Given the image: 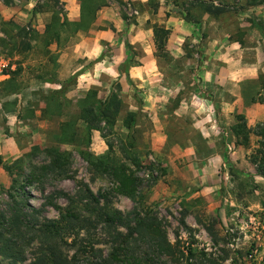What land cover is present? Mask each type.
Returning <instances> with one entry per match:
<instances>
[{
	"label": "rangeland",
	"instance_id": "374dc122",
	"mask_svg": "<svg viewBox=\"0 0 264 264\" xmlns=\"http://www.w3.org/2000/svg\"><path fill=\"white\" fill-rule=\"evenodd\" d=\"M81 1L0 0V221L11 241L7 248L0 242V264L34 263L46 252L43 246L53 243L39 238V225L60 221L56 206L66 210L70 200L77 201L86 189L127 223L156 219L180 264H192L190 250L206 264L210 260L264 264V179L249 162L251 150L236 147L232 132L238 115H244L251 128L264 123V36L251 24L255 18L264 24V0H200L225 11L219 18L195 0H97L108 7L97 13L88 30L79 31L77 25L63 21H79ZM185 11L202 22L201 29L185 21ZM79 13L78 20L69 18ZM55 17L60 23L46 33ZM98 17L105 25L96 26ZM169 17L181 19L187 32L177 44L171 30L172 41L163 57H156L154 47L155 79L138 85L102 78L103 85L88 91H78L79 73L58 79L57 60L80 40L79 35L91 39L95 31L115 33V43L99 41L103 52L89 68L112 58L111 44H130V54L139 63L144 49L141 42L133 45L131 36L140 34L146 48L149 41L155 46L153 26L167 28L161 22ZM117 23H124L122 32ZM251 72L257 77L245 80ZM57 91L64 92L70 103L63 105L60 116L53 105L45 115V97ZM90 91L98 92L101 100L117 95L122 101L114 130H94L87 144V125L77 121L76 142L63 144L62 123L77 120L79 102ZM129 113L137 114L132 131L135 148L127 141L124 126ZM56 152L68 160L52 169ZM88 154L93 160L126 165L140 183L135 199L121 194L117 180L89 163ZM233 170L249 181L234 180ZM80 209L79 219L72 220L76 231L86 226L87 219L95 226L87 225L80 237L58 240L64 257L71 259L84 250L80 264L108 258L114 229L127 234V228L120 225L122 221L111 228L98 224L101 220ZM62 225L69 226V220ZM134 249L156 264H175L154 253L153 243L139 241Z\"/></svg>",
	"mask_w": 264,
	"mask_h": 264
},
{
	"label": "trees",
	"instance_id": "16d2710c",
	"mask_svg": "<svg viewBox=\"0 0 264 264\" xmlns=\"http://www.w3.org/2000/svg\"><path fill=\"white\" fill-rule=\"evenodd\" d=\"M201 2L200 0H195V3ZM82 17L78 22H71L66 18L63 22L64 24H74L77 25L79 31L88 30L90 26L94 25L96 22L97 13L102 9L108 7L106 3H99L97 0H82L81 3ZM199 5L202 9L209 15L219 18L225 11L221 8H217L206 2H201ZM87 17V18H86ZM127 20V18L125 17ZM185 21L189 24H195L200 29L202 28V22L192 15L190 11H185ZM56 23H60V19L55 17L53 23L46 28V33H50ZM251 24L264 36V24L261 23L256 18L251 20ZM84 25V26H83ZM154 32V43L157 51L156 57H163L164 52H166L167 44L171 36V30L161 27L159 25L153 26ZM57 43L61 42V34L56 35ZM242 45L243 43L240 42ZM126 49L129 52V58L120 67L122 72L127 73L132 67H138L140 64L134 61V55L130 54L132 46L126 44ZM62 98V100H61ZM47 104V109H45L44 114L48 115L50 111V105L57 115H62V109L64 106H68L70 102L64 96V92L57 91L49 97H45L44 100ZM64 105V106H63ZM79 115L77 120L71 118L69 121L62 123L61 125V142L63 144H73L76 142L79 132L77 127V121H83L86 123L87 128L85 130L87 136V144L92 141V133L94 130L105 131L106 129L113 131L119 117L123 111L122 101L117 95H114L106 100H101L98 96V92L90 91L84 99L79 102ZM237 123L233 126L232 132L235 137V146L243 147L245 149L251 150L248 156L249 162L255 167L257 175L264 179V123L257 124L254 128H251L247 124L246 117L244 115H238L236 117ZM137 123V114L129 113L124 119V126L129 131L128 140L130 146L135 148V142L133 141L132 131ZM253 137L256 138V142L253 145ZM110 149L113 150V146L109 144ZM123 151L128 155L127 149L123 148ZM68 157L64 154L56 152V159L53 161L52 169L61 167L65 165ZM87 161L91 164L97 166V169L104 173L112 175L120 185L119 192L126 195L132 199H135V193L137 187L139 186L138 178L130 171L126 165L114 166L110 164L108 160L98 159L93 160L92 156L88 154ZM236 171H232L233 179H238V181L245 184L249 180L241 179ZM77 201L70 200V206L66 210L62 209L60 206H56V209L61 213L62 219L60 221H47L43 225H39V238L41 239H52L53 243L45 244L43 253L34 263L32 264H80V259L83 252H77L71 259L65 258L62 253V246L57 243L58 240L67 239L69 237L75 236L80 237V232L86 230L87 225L95 226V224H89L90 219L85 222L86 226L80 230L76 231V224L72 220L79 219V212L83 208L85 212L89 213V216H95L99 222L98 224H107V227H115L119 222L122 227L127 228V234L122 233L116 227L114 229L113 237V250L108 258L103 259L98 262H93L90 264H156V261L149 257L141 256L137 254V250L134 249L139 241L145 243H153L154 253H156L160 258H169L171 263L180 264L179 257L176 253L175 247L169 242L165 230L162 225L152 218H137L133 221L125 222L124 217L119 213L111 210L104 209L101 206V197L96 196L90 189L84 191V195L77 197ZM23 206H28L23 203ZM3 218V217H1ZM65 219L69 220V226H63L62 221ZM119 221V222H118ZM134 222V223H133ZM4 223L0 221V242H5V247L11 245V241L6 239L4 228ZM119 225V226H120ZM70 236H69V235ZM135 242V244H133ZM82 244V243H81ZM75 246L77 243H74ZM80 248V247H79ZM189 259L194 260L192 264H206L203 260H198L197 255L190 250ZM158 264V263H157ZM168 264V263H167ZM207 264H218L214 260L208 261ZM250 264H259L255 261H251Z\"/></svg>",
	"mask_w": 264,
	"mask_h": 264
},
{
	"label": "crops",
	"instance_id": "0c3cea01",
	"mask_svg": "<svg viewBox=\"0 0 264 264\" xmlns=\"http://www.w3.org/2000/svg\"><path fill=\"white\" fill-rule=\"evenodd\" d=\"M105 14H107V12H105ZM80 16L81 14L79 13L77 15H74L73 17L69 15V18L74 21L78 20ZM102 19V17H98L96 26L105 25ZM161 23L164 24L167 29L172 30L174 35L172 38L176 40L177 44L182 43V37L187 32L185 30L187 26L183 24L184 22L181 19L169 17L167 20H164ZM115 27L118 28L119 32H122V30L125 28V25L124 23H117ZM39 30L40 32L44 31L42 29ZM139 31L143 32L142 30ZM92 33L93 34L91 39L86 38V35H79L80 40H78L73 47L61 52V56L57 60V63L59 64V66H61V71L59 72L58 76V79L60 81H64L70 76L79 73L78 91H88L93 85H103L104 83L102 81V78H110L111 80L120 78L119 81L122 84H124V81L127 84V80H130L133 84L138 85L143 84L141 82H147V80L149 79H155L158 70L156 65L157 62L155 61L154 56L155 46L153 42H151L150 45L149 41L148 47L146 48L145 43L140 37V34L131 36L134 40L132 44L134 45V43L141 42V45L144 49L145 55H143V58L139 60L140 66L132 67L127 73L123 72L124 74H122L121 76L119 69L129 58V52L127 51L126 45L124 44H111L115 52L112 58L109 61L96 63L93 67L91 66L92 68H89V63L96 61L103 52V48L99 45V41L106 40L108 43L115 41V33H112L109 30L98 32L95 31ZM171 41L172 39H170V42ZM89 42L92 45H88ZM231 76L232 80L235 81L233 79V75ZM256 77V73L251 72L250 75H247V77H245V80L254 79ZM230 79L231 78L228 76L226 80Z\"/></svg>",
	"mask_w": 264,
	"mask_h": 264
}]
</instances>
